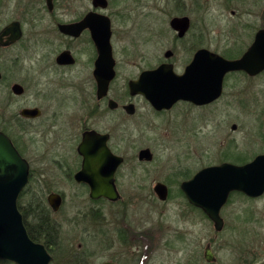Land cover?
<instances>
[{
	"label": "flooded vegetation",
	"instance_id": "obj_1",
	"mask_svg": "<svg viewBox=\"0 0 264 264\" xmlns=\"http://www.w3.org/2000/svg\"><path fill=\"white\" fill-rule=\"evenodd\" d=\"M104 1L0 0V133L9 139L28 164L27 185L18 198L17 206L23 210L21 214L27 233L50 255V264H93L94 261H99L96 264H129L133 262V250H138L141 242L149 240L154 244L151 230L144 231L142 227L133 225L126 216V202L137 199L138 195L122 191L121 178L127 175L125 166L131 164V169L142 170L143 166H150L154 161V154L148 147L135 148L129 157L128 139L132 135L129 129L133 125L143 131L145 120L152 128L153 118L172 117L179 107L199 109L210 105L198 106L179 100L169 109L159 110L141 92L130 88V82L137 81L143 72L161 65H167L176 75H182L197 51L209 50L205 46L206 24H198L188 16H178L188 18V27L182 37L174 31L175 42L185 43L182 45L184 50L179 51L186 59H176L175 51L170 50L165 52L164 58L156 56L149 62L142 55L137 72L126 76L120 74L121 61L115 56L109 1ZM107 23L114 77L107 86H99L97 73L105 75L108 65L98 60L100 54L95 35L105 39ZM254 35L243 52H236L238 56L222 57L240 58L251 45ZM234 74L247 78L261 75L250 77L244 72L229 73L224 78L223 89L225 79ZM179 117L183 118L182 115ZM34 138H40V147L33 146ZM85 138H88V145L82 147ZM104 150L120 159L112 179L115 197L92 198L88 182L77 176L85 168V153L95 157ZM143 150H149L150 160L139 158ZM90 164L94 168L95 161ZM107 167H111L110 158ZM188 174L187 170L177 173L176 176L184 178L179 188L195 173L186 179ZM46 183L80 188L83 193L67 194L64 188L51 190L46 203L54 212L60 211L68 198L72 201L84 195L89 204V208L80 209L74 215L71 230L76 231L70 233L71 239L63 237L62 222L56 223L50 217L43 198ZM157 183L167 187L168 198L169 187L161 181L154 182L152 187L155 197L159 200L154 191ZM181 194L185 197L182 191ZM51 195H56L60 202L57 210L49 205ZM22 197H26L25 205L19 204ZM99 203L108 206L105 215ZM188 205L208 219L200 209ZM121 212L125 215L122 216ZM43 224L48 226L43 227ZM225 228L223 220L222 229L215 233L220 234ZM207 245L204 249L206 262ZM140 255L138 260L143 264L148 256L147 253Z\"/></svg>",
	"mask_w": 264,
	"mask_h": 264
},
{
	"label": "rangeland",
	"instance_id": "obj_2",
	"mask_svg": "<svg viewBox=\"0 0 264 264\" xmlns=\"http://www.w3.org/2000/svg\"><path fill=\"white\" fill-rule=\"evenodd\" d=\"M108 1L115 56L121 61L120 74L126 76L137 72L142 55L149 62L156 56L164 58L170 50L175 51L176 59H186L179 51L184 50L185 43L175 42V32L169 26L173 17L188 16L198 24H206V48L221 56L235 54L233 58L250 44L255 31L264 27V0ZM152 121V128L145 120L143 131L133 125L129 129L132 135L128 155L131 157L135 148L148 147L154 154L153 164L142 170H133L129 164L125 166L126 177L121 178L123 193L138 195L126 202L127 220L144 231L151 230L154 238V244L144 241L133 250V262L129 264H140L141 253L148 256L143 264H264V195L251 199L233 194L221 211L226 228L216 234L211 221L189 207L179 188L184 178L176 176L187 170L189 179L203 167L222 162L240 165L264 154V73L255 78L231 75L225 79L222 97L216 102L199 109L179 107L172 117ZM233 125L235 130L231 129ZM34 139L33 146L40 147V138ZM237 159L242 162L236 163ZM156 181L168 185L166 201L155 197L152 187ZM59 188L67 194H83L80 188L46 183V205L48 193ZM19 202L25 205L26 197ZM99 206L105 215L108 206ZM87 208L84 195L72 201L68 198L58 212L47 205L51 219L62 222L65 240L76 231L71 230L76 212ZM207 244L213 262L204 260Z\"/></svg>",
	"mask_w": 264,
	"mask_h": 264
},
{
	"label": "water",
	"instance_id": "obj_3",
	"mask_svg": "<svg viewBox=\"0 0 264 264\" xmlns=\"http://www.w3.org/2000/svg\"><path fill=\"white\" fill-rule=\"evenodd\" d=\"M106 25L105 39L101 35H95L100 54L98 60L109 66L106 67L105 75L97 73L99 86H107L114 77L110 30L109 24ZM169 26L182 37L188 27V18L175 17L170 20ZM263 71L264 28L255 33L251 45L238 59H227L201 49L194 54L182 75H176L169 66L161 65L155 70L143 72L137 81L130 82V88L141 92L159 110L169 109L179 100L204 106L220 98L227 74L244 72L255 77ZM232 128L235 129L234 126ZM87 145L88 138H85L82 147ZM108 158L111 159V167H107ZM139 158L150 160L149 150L141 151ZM91 161H95L94 168ZM84 162L85 168L77 178L88 182L91 197L114 198L112 179L120 159L104 150L95 157H89L85 153ZM28 168L27 162L9 139L0 133V259L14 264H50L51 257L44 247L29 238L17 206L18 198L27 185ZM180 188L187 202L200 209L213 224L214 231L218 232L223 227L220 211L232 193H241L251 199L264 195V154L256 155L251 161L240 165L222 162L203 167L189 180L182 182ZM154 191L160 201L167 199L165 185L157 183ZM48 202L55 210L58 209L60 202L56 195L49 196ZM205 256L208 262L213 261L209 245Z\"/></svg>",
	"mask_w": 264,
	"mask_h": 264
},
{
	"label": "trees",
	"instance_id": "obj_4",
	"mask_svg": "<svg viewBox=\"0 0 264 264\" xmlns=\"http://www.w3.org/2000/svg\"><path fill=\"white\" fill-rule=\"evenodd\" d=\"M233 55H234V54L231 55V54H228V53H225V54H224V56L227 57V58H233V57H234ZM240 160H241V159H237V161H235V162H236V163H237V162H242V161H240ZM19 204H20V203H19ZM19 204H18V205H19ZM19 210H20L21 213H23V210H22L21 208H19ZM42 226H43V227H46V226H48V225H47V224H43ZM47 231H49V230H47ZM28 235H29L30 239H32V237H31V235H30L29 233H28ZM35 241H36V240H35Z\"/></svg>",
	"mask_w": 264,
	"mask_h": 264
}]
</instances>
